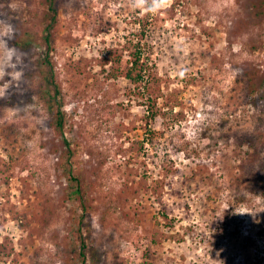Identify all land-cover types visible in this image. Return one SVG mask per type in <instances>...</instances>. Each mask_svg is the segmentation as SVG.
<instances>
[{
    "label": "rangeland",
    "instance_id": "obj_1",
    "mask_svg": "<svg viewBox=\"0 0 264 264\" xmlns=\"http://www.w3.org/2000/svg\"><path fill=\"white\" fill-rule=\"evenodd\" d=\"M44 1L0 0V264H264L261 0H172L155 15L63 0V132L39 92ZM28 36L40 48L15 45ZM139 48L145 90L126 77ZM72 175L89 193L86 263Z\"/></svg>",
    "mask_w": 264,
    "mask_h": 264
},
{
    "label": "trees",
    "instance_id": "obj_2",
    "mask_svg": "<svg viewBox=\"0 0 264 264\" xmlns=\"http://www.w3.org/2000/svg\"><path fill=\"white\" fill-rule=\"evenodd\" d=\"M63 0H45V5L47 6V12L45 14V29L42 36L44 42V52L43 56L40 58V80L41 86L39 92L44 98H46V104L51 109V112L55 118V126L58 131L63 132L66 126V113L63 110V102L61 98L60 86L56 79V71H55V63L52 59V53L55 51V31L59 22V10L61 7V3ZM261 6L264 8V0H261ZM15 45L23 50L24 52L31 51L32 49L40 48L38 44H35L34 39L28 37H23L22 39H18ZM149 68L145 64L142 59V53L139 48V51L133 54V58L131 61V65L126 72L127 79L131 82V84L137 88L138 90H145L146 87V78L148 77ZM246 80V84L248 87L247 95L251 96L249 101L251 103H255L256 96L258 94L259 85L255 83L254 80ZM264 99V98H263ZM146 101L148 102V107L152 109V100L151 96L148 95ZM10 103V102H8ZM152 118H155L154 112L151 115ZM64 145L67 150V154L65 156L66 160H70L73 157V152H71V144L70 142H64ZM70 184L68 187V199L71 201H75L79 203V207L82 211V215L80 216L79 228L77 233L79 235V257L82 259L84 263L88 260V255L93 254L90 251L88 246L86 237L82 231L83 224L85 223V218L89 213V193L86 189V183H84L79 175L70 176ZM14 219L17 221H21L23 227L26 226V215L24 213H16ZM25 223V224H24ZM72 258V256H71ZM70 258V259H71Z\"/></svg>",
    "mask_w": 264,
    "mask_h": 264
},
{
    "label": "clouds",
    "instance_id": "obj_3",
    "mask_svg": "<svg viewBox=\"0 0 264 264\" xmlns=\"http://www.w3.org/2000/svg\"><path fill=\"white\" fill-rule=\"evenodd\" d=\"M171 2L172 0H130V5L155 15L162 8L169 6Z\"/></svg>",
    "mask_w": 264,
    "mask_h": 264
}]
</instances>
